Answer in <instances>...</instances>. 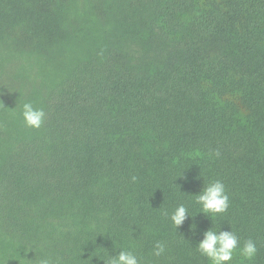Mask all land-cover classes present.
<instances>
[{
	"label": "trees",
	"instance_id": "obj_1",
	"mask_svg": "<svg viewBox=\"0 0 264 264\" xmlns=\"http://www.w3.org/2000/svg\"><path fill=\"white\" fill-rule=\"evenodd\" d=\"M211 227L264 264V0H0V264H211Z\"/></svg>",
	"mask_w": 264,
	"mask_h": 264
},
{
	"label": "clouds",
	"instance_id": "obj_2",
	"mask_svg": "<svg viewBox=\"0 0 264 264\" xmlns=\"http://www.w3.org/2000/svg\"><path fill=\"white\" fill-rule=\"evenodd\" d=\"M22 116L28 127L38 129L44 123L46 113L43 108L35 107L32 102H25L22 105ZM216 155H219V153H216ZM195 196L196 203L201 206L199 213H203L208 217H210L208 214L212 216L222 214L229 207V196L225 185L220 180H215L204 185L202 190L198 194H195ZM190 216L186 205L179 204L169 215V219L178 228ZM197 250L211 264H231L234 256L237 254L242 260L251 261L257 254L256 244L251 239L245 241L241 246L240 239L234 231H214L212 227L203 233V239L198 242ZM164 251L165 246L157 242L154 255L160 256ZM101 260H103L104 264H141L140 259L134 251L125 249H121L114 256L108 254L106 259ZM39 264H50V261L47 258H41Z\"/></svg>",
	"mask_w": 264,
	"mask_h": 264
}]
</instances>
